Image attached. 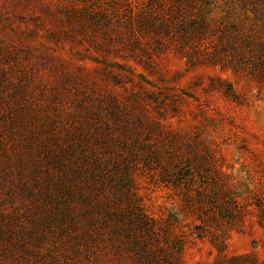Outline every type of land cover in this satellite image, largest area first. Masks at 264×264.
I'll use <instances>...</instances> for the list:
<instances>
[{"label":"rangeland","instance_id":"rangeland-1","mask_svg":"<svg viewBox=\"0 0 264 264\" xmlns=\"http://www.w3.org/2000/svg\"><path fill=\"white\" fill-rule=\"evenodd\" d=\"M260 1L0 0V264H264Z\"/></svg>","mask_w":264,"mask_h":264},{"label":"trees","instance_id":"trees-1","mask_svg":"<svg viewBox=\"0 0 264 264\" xmlns=\"http://www.w3.org/2000/svg\"><path fill=\"white\" fill-rule=\"evenodd\" d=\"M176 2V10L171 13L172 15L171 18H167L163 20V24L161 25V28H164V30L168 29V26H170L173 21H178L179 20V14L180 17L187 15L188 13L191 12L192 9V4L196 2V0H174ZM264 0H261L260 2H256L253 4V6H256L257 9V14L259 20L261 22V28L260 30L255 34H247L243 35L245 38V48L244 52L248 53V58L247 60L249 69L252 72H257L258 75L261 76V78L264 80V20L261 18H264ZM254 10V9H253ZM171 12V11H170ZM180 12V13H179ZM256 12V11H255ZM192 22V21H191ZM204 19L203 17L199 22H192L195 23L192 28L196 31H201L199 28L203 31L204 30ZM177 24H174V26ZM178 30V27H177ZM179 31V30H178ZM186 29H181V35L186 36ZM243 46V43L241 42L240 48Z\"/></svg>","mask_w":264,"mask_h":264}]
</instances>
